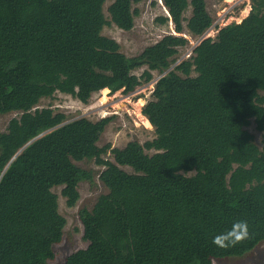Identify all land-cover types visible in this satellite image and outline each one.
I'll return each instance as SVG.
<instances>
[{"label": "trees", "instance_id": "trees-1", "mask_svg": "<svg viewBox=\"0 0 264 264\" xmlns=\"http://www.w3.org/2000/svg\"><path fill=\"white\" fill-rule=\"evenodd\" d=\"M107 1L0 0V115L19 113L7 130L0 132V264H17L18 257L19 264H48L65 226L53 189L65 184L63 193L73 206L79 198L76 185L93 181L94 172L75 166L69 155L105 164L101 158L105 148L93 143L109 120L82 118L61 126L67 115L52 105L40 107L42 100L60 92L88 103L105 88L112 94H129L151 81L155 71L168 70L156 86L155 100L146 108L160 133L157 147L164 151L148 156L144 147L134 142L129 150L118 149L115 155L118 164H130L135 171L122 173L133 184L128 196L153 195L136 203L143 210L133 221H123L110 210L112 194L102 195L92 212L82 209L85 237L92 243L89 250L70 255L68 264H78L84 257L88 264L98 257L105 259V264H114L118 237H122L116 231L138 223L143 215L160 219L167 228L168 205L179 189L207 205L208 210L197 215L207 222L181 220V207L177 206L180 220L176 225L194 230L185 236L179 230L174 236L172 231L174 239L163 238L164 242L153 243L149 249L146 240H141L130 254V264H213L214 257L231 255L232 247L215 248L203 235L212 225H220L210 218L232 211H243L240 220L250 226L247 240H251L236 251L244 255L264 239V226L256 224L264 218V183L232 196L214 191L217 173L230 161L222 162L220 157L238 141L239 127L248 122L238 121V102L231 98L229 82L264 80V0H251L245 18L221 27L214 38L202 39L190 56L180 61L181 49L189 44L181 33L200 37L214 23L206 0H162L170 16L157 20L172 22L179 34H166L135 56L123 53L120 43L103 30L111 24L131 30L140 13L136 5L143 0H112L109 17L104 10ZM189 9L191 15L186 17ZM139 69H143L140 75L136 73ZM254 112L264 121V108L247 107V117ZM52 129L10 162L30 140ZM177 140L192 147L190 152L182 151ZM179 162H185V169L197 168L198 175L185 178L175 174ZM118 164H110L101 177L111 192L125 195L129 191L124 185L114 184V176L121 173ZM257 167L264 174V157ZM140 229H146L142 221ZM184 240L188 243L183 244ZM94 242L101 248L99 252L94 251Z\"/></svg>", "mask_w": 264, "mask_h": 264}, {"label": "rangeland", "instance_id": "rangeland-1", "mask_svg": "<svg viewBox=\"0 0 264 264\" xmlns=\"http://www.w3.org/2000/svg\"><path fill=\"white\" fill-rule=\"evenodd\" d=\"M206 2L208 10L214 18V23L212 27L200 37H193L186 31L185 33H181V35L189 39V44L181 49L178 61L188 58L194 47L202 38H214L221 27L232 22H240L251 10V0H206ZM111 3L112 0H108L104 7L107 17H109L108 7ZM136 7L139 9L140 13L136 17L134 27L131 30H123L115 24L108 25L103 30L104 35L120 43L121 51L127 56L138 55L144 48L156 43L166 34H179L174 31L172 22L166 24L157 20L159 17L168 16V10L164 6L162 0H143L141 3L137 4ZM247 10H249L248 14H246ZM190 15L191 9L187 11L185 16L190 17ZM169 71L170 70L164 73L155 71L154 78L151 81L144 82L129 94H124L122 91H118L115 94L101 91L95 94L90 102L83 103L72 95L59 92L54 98L42 100L40 107L52 105V108H55L56 111L64 112L67 115L68 120L61 126L68 125L82 118L95 122L103 119L109 120L99 139L93 143L95 147L105 148V152H101V158L105 161V164H98L95 159L90 160L87 157L78 160L74 156L69 155V161L75 166L94 172L93 181L84 180L76 185V192L79 194V198L75 205L70 206L69 197L63 193L65 184H61L53 189L58 198V213L65 219V226L62 229L64 232L62 240L54 245L53 250L55 254L54 257L48 261V264H68V257L70 255L77 251V253H79V250H89L92 241L85 237L86 227L81 218V210L86 209L92 212L102 195H113V198L110 200V210L123 221H133L137 217V214H141L140 212L143 210L140 208L141 206H137L136 203L140 201L146 202L149 196L153 195L143 194L128 196L133 184H131V181H126L122 173L132 174L135 171L130 164H118L115 155L118 149L129 150V147H131L134 142H138L142 145V147H144V154L147 155H155L158 152L164 151V149L157 147L160 133L157 126L146 112V108L151 101L155 100L154 91L158 82L162 78L167 77ZM142 72L143 69L136 71L138 75L142 74ZM251 81L253 80H249L247 84H239V82L233 81L229 82V86L233 92L231 98L233 101L235 100V102H238V121L248 122L239 127L236 134L238 141L234 142L233 146L228 150H224L225 157H220L222 162L226 163L227 161L224 160L227 158L230 161L227 162V167L223 169L220 174L217 173L216 175V178L219 177L215 183L214 192L216 193H224L228 196H232L238 194L240 190H246L251 186L264 183V174L260 173L257 167L258 161L264 157V121L256 112L248 117L246 115V109L250 105L257 108H264V80ZM15 117H19L18 112L0 115V132L6 131L10 120ZM146 119L150 121L152 127L147 126L145 122ZM55 129L46 131L32 140L18 155L30 145H34L36 141L42 139L46 135L48 136ZM146 143L151 144V148H149V145L146 146ZM177 143L181 146L179 148L184 152H190L192 149L189 145H183L180 140H177ZM38 145L40 144H36V146ZM110 164L119 165L121 173L114 176V184L118 183L124 185L125 191H129L127 194L119 195L111 192L106 181H103L101 177L102 172L104 170L106 172L110 168ZM184 164L185 162L178 163L174 171L175 174L185 178H193L198 175L199 171L197 168L185 169L182 167ZM171 202L172 204L168 205V209L171 210V213L168 218V223L170 225L167 228H164L162 225L164 222L160 221V219L150 220L143 215L142 220L138 223H134L125 230L116 231L118 234L122 235V237H118L119 243L115 248V252H117L118 256L114 264H130L132 260L130 254H132L133 249L141 240H146L149 249L153 243L158 246L159 242H164L163 238L173 237L174 239V236L178 235V230L183 236L194 230L187 227L183 228L181 224L176 225V222L180 219H192L194 222L201 223L207 222V219L204 220L203 217L201 219L197 216L199 212L207 211L208 208L207 205L199 204V198L196 196L185 194L184 191L179 189V191L175 192ZM177 206L181 207V211H179L181 216L180 219L176 214ZM222 213L223 214L220 213L210 218L211 220H216L220 225H212L210 231L203 235L204 240L207 238V243L216 246L215 248L218 249H222L223 247L215 245L213 243V238L222 233L220 231H226V229L231 228L228 226H232L235 221L244 217L243 211ZM160 215L161 214L158 216ZM226 219H230L231 222L227 224L225 222ZM141 221L146 225V229L142 232L140 229ZM256 224L258 226H264V218L258 220ZM165 230H169V232L165 234ZM172 231L175 232L174 236ZM250 240L246 239L232 247L231 255L214 257L213 264H264V239L256 242L244 255H237L236 251H238V247L246 244L245 241L247 242ZM186 243H188V240L183 241V244ZM92 247H94V251L99 252L101 250L100 247L96 246L95 242ZM157 250L156 248L154 251L156 252ZM16 260V263L19 264L21 257H18V259L16 258ZM78 260V264H88L86 263L85 257ZM90 264H105V259L98 257L97 260L90 262Z\"/></svg>", "mask_w": 264, "mask_h": 264}, {"label": "clouds", "instance_id": "clouds-1", "mask_svg": "<svg viewBox=\"0 0 264 264\" xmlns=\"http://www.w3.org/2000/svg\"><path fill=\"white\" fill-rule=\"evenodd\" d=\"M250 226L246 220L235 221L231 228L213 238V243L219 247H234L250 237Z\"/></svg>", "mask_w": 264, "mask_h": 264}, {"label": "water", "instance_id": "water-1", "mask_svg": "<svg viewBox=\"0 0 264 264\" xmlns=\"http://www.w3.org/2000/svg\"><path fill=\"white\" fill-rule=\"evenodd\" d=\"M168 15H169V12H168ZM169 16H170V15H169ZM205 38H207V37H205ZM205 38H202V39H205ZM44 133H45V132H44ZM42 134H43V133H41L40 135H42ZM40 135H39V136H40ZM39 136H37V137H39ZM37 137H36V138H37ZM34 139H35V138H34ZM34 139H32V140H34ZM32 140H30L25 146H27ZM25 146H24V147H25ZM24 147H22V148H21V149H20V150H19V151L13 156V158L11 159L10 162H12V161L15 159V157L19 154V152H20ZM10 162L8 163V165L10 164ZM8 165H7V166H8ZM6 168H7V167H6Z\"/></svg>", "mask_w": 264, "mask_h": 264}, {"label": "bare ground", "instance_id": "bare-ground-1", "mask_svg": "<svg viewBox=\"0 0 264 264\" xmlns=\"http://www.w3.org/2000/svg\"><path fill=\"white\" fill-rule=\"evenodd\" d=\"M249 10L246 11V14H248ZM102 92L108 93V92H110V90L108 88H105ZM145 122H146L147 126L152 127V125L148 119H146Z\"/></svg>", "mask_w": 264, "mask_h": 264}]
</instances>
